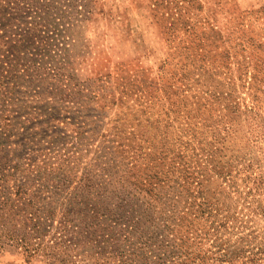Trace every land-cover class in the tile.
<instances>
[{"label":"rangeland","instance_id":"1","mask_svg":"<svg viewBox=\"0 0 264 264\" xmlns=\"http://www.w3.org/2000/svg\"><path fill=\"white\" fill-rule=\"evenodd\" d=\"M211 202L264 264V0H0V264L203 257Z\"/></svg>","mask_w":264,"mask_h":264},{"label":"trees","instance_id":"2","mask_svg":"<svg viewBox=\"0 0 264 264\" xmlns=\"http://www.w3.org/2000/svg\"><path fill=\"white\" fill-rule=\"evenodd\" d=\"M247 188L248 189L244 190L243 192V195L245 196H243L242 199L252 194L253 187H250V188L247 187ZM217 206H218V202L217 203L211 202L210 204L206 205V208L198 210L199 214L204 215L205 213H207L209 217V222H210L209 228L204 232V235H205V238L212 241V246L217 249L216 250H214L213 248L207 249V252L202 257L200 256V254H197L196 256H194V252L192 253L188 251L189 246H188V240H186L187 238L181 242V244L183 245V249L185 250L182 252L176 251L178 250L176 249L179 246L178 243L174 245L162 243L159 246V249H161L162 251H168L169 249H172L173 256L174 258L176 257L169 264H209L210 263L209 260L211 259V256H209L208 252H211L212 254L217 252L219 255L223 256V259L225 261H229L230 263H233L234 261L238 260L232 251L227 250L228 241L223 240V235L225 231L228 228H230V225L233 224V221H234L233 214H235V212L230 214L228 211L232 212V209L228 208L224 213H220L219 212L220 210L217 209L218 208ZM244 215L245 213L243 214V216ZM169 228H171V225H169ZM181 249H182V246H181ZM159 264H165V263L159 262Z\"/></svg>","mask_w":264,"mask_h":264}]
</instances>
